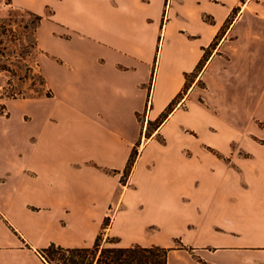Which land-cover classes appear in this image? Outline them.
Wrapping results in <instances>:
<instances>
[{
	"label": "crops",
	"instance_id": "crops-1",
	"mask_svg": "<svg viewBox=\"0 0 264 264\" xmlns=\"http://www.w3.org/2000/svg\"><path fill=\"white\" fill-rule=\"evenodd\" d=\"M10 1L51 10L49 45L43 20L37 31L50 95L0 92V227L31 246L0 264H44L36 247L51 242L92 245L110 205L106 234L135 240L119 245L192 247L168 264H264V132L248 126L264 117V0ZM87 12L81 35L53 31ZM190 115L202 126L187 128Z\"/></svg>",
	"mask_w": 264,
	"mask_h": 264
},
{
	"label": "rangeland",
	"instance_id": "rangeland-1",
	"mask_svg": "<svg viewBox=\"0 0 264 264\" xmlns=\"http://www.w3.org/2000/svg\"><path fill=\"white\" fill-rule=\"evenodd\" d=\"M72 8L74 7V4L72 3ZM74 10V8H73ZM25 11L33 12L27 8H23L20 6H17L16 4L11 3L10 0L5 1L4 3L0 4V64H6L9 67H11L14 70V73L11 74L6 71L1 72V79H3V87L5 89H1L2 96H5L4 93L7 94H13V99H19V98H28L31 96H36V92H39L41 95H50V90L46 86V83L41 84V77L39 75L40 69L38 66V58L42 55L41 49L39 48L38 44L35 48L31 47L32 44V37L30 36V31H36V38H37V31L40 24L45 22L43 26H41L40 30V38L41 42L45 45H49L50 41H48V37H46L45 31H49V23L46 19L48 18V14L51 13V10L49 9L45 14H39L35 13L41 16V20L38 23L36 18L27 14H22ZM87 13H82L78 15V17L72 16V21L68 18L57 20L56 25L54 26L53 31H72L75 35H81V33L84 32V29L86 27V23L88 22H95L94 18H92L91 15ZM37 29L34 30V27L37 25ZM163 40V34H158L157 36V42L156 43V50L159 52L160 47ZM166 47V45H163ZM165 48H163L164 51ZM17 53L23 54L25 57V60H19L20 57L17 56ZM158 58V55H157ZM25 65L29 66L31 70L27 72L25 70ZM20 66V67H19ZM41 73V72H40ZM42 75V73H41ZM43 76V75H42ZM44 78V77H43ZM9 80L10 84H7V80ZM191 76L186 75V81L190 80ZM45 82V79H44ZM204 84L199 83V87L203 88ZM197 91H199L198 99L203 103L202 105H208L209 103H206L204 99L201 98V96L206 98V94L204 93V90L196 88L194 92L191 93V97L197 96ZM184 93H186V90L184 89ZM181 94V93H180ZM40 95V96H41ZM27 96V97H23ZM10 98V97H8ZM163 117L160 116L159 118L155 119L150 126L148 127V130H146L145 135L143 132L141 133L140 143L144 140V137L149 133L151 128L155 126L156 124H160L162 122ZM209 122V121H208ZM184 125L187 126V128H197L202 126V122L197 119L195 116H188L185 121H183ZM209 125V123L206 122V125ZM248 126L251 128L261 129L264 132V117H256L255 115L249 119ZM143 134V135H142ZM260 135V134H259ZM258 135V137H259ZM257 138V140H261L260 138L254 136ZM139 143V144H140ZM151 149V148H149ZM238 153H241L242 151H236ZM138 153V150H136V154ZM124 172L121 175V181H125L126 175ZM165 179V172L161 169L157 170L156 173V180L163 182ZM161 190H164V187H161ZM107 216L104 218L102 222V230L100 231V242L101 244H107V240L110 239V237H114L116 239H119V244H128L134 242L133 237H125L123 239H120L116 236V227L112 232H109L106 234V226L110 222L111 218L114 217L115 213V207L109 206L107 209ZM2 215H0V218ZM184 220L185 216H182ZM183 227V226H182ZM181 231H183L184 236H186L187 231L184 228H181ZM12 237L16 239L18 245L12 246V247H1L0 246V258L3 256L4 249H10L12 251H15L17 248H31L28 241L24 236H21L18 231L14 230L12 227L7 225V223H4L2 227H0V243H5L8 241L9 237ZM64 247V246H63ZM171 249H182V250H189L192 247H188L183 244L182 238L180 236L174 237V239L170 242L168 246ZM208 248V247H206ZM210 248V247H209ZM41 247H36V253L41 258L44 264H61L62 260L59 258V256H55L53 261L47 262L39 253V250ZM9 250V251H10ZM64 257H70L69 253H65ZM1 260V259H0Z\"/></svg>",
	"mask_w": 264,
	"mask_h": 264
},
{
	"label": "trees",
	"instance_id": "trees-1",
	"mask_svg": "<svg viewBox=\"0 0 264 264\" xmlns=\"http://www.w3.org/2000/svg\"><path fill=\"white\" fill-rule=\"evenodd\" d=\"M22 14H27L36 18L39 23L41 16L30 11H25ZM39 24L34 27L37 29ZM30 36L32 37L31 47L35 48L37 46L36 31H30ZM20 57L19 60H25L24 53H17ZM20 67V66H19ZM25 70L29 72L31 68L25 65ZM6 71L11 74L14 70L6 64H0V72ZM41 84H45L44 78L39 72ZM10 79L7 80V84H10ZM3 89H5L3 87ZM184 92V90H183ZM36 96H40L39 92H36ZM6 97L13 98V94L4 93ZM31 96V97H36ZM27 97V96H23ZM170 108V107H169ZM136 157V150H132L127 164L123 170L125 174L128 175L132 168ZM170 247H163L158 245L142 246L139 244H133L128 246H122L118 244V240L114 237H110L107 240V244H101L100 234H98L90 246L85 247H63L57 245L53 242L48 245L41 247L39 253L47 261H53L55 256H59L62 260L61 264H168L167 255ZM69 253L70 257H64L65 253Z\"/></svg>",
	"mask_w": 264,
	"mask_h": 264
}]
</instances>
